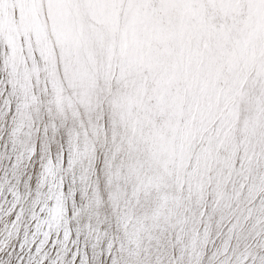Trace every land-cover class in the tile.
I'll return each mask as SVG.
<instances>
[{"label":"snow or ice","instance_id":"snow-or-ice-1","mask_svg":"<svg viewBox=\"0 0 264 264\" xmlns=\"http://www.w3.org/2000/svg\"><path fill=\"white\" fill-rule=\"evenodd\" d=\"M0 46L25 108L107 118L105 264H264V0H0Z\"/></svg>","mask_w":264,"mask_h":264},{"label":"rangeland","instance_id":"rangeland-1","mask_svg":"<svg viewBox=\"0 0 264 264\" xmlns=\"http://www.w3.org/2000/svg\"><path fill=\"white\" fill-rule=\"evenodd\" d=\"M6 58L7 51L0 46V264H78L86 231L77 221L68 219L69 208L62 229L51 235L39 233L46 222L42 212L43 204H34L27 191L29 176L26 169L29 161L26 160V153L22 152V143L29 139L33 142H29V145L33 144L32 149L37 143L45 142L48 139L47 127L38 118L37 121L29 118L32 125L24 126V118L34 114L35 106L25 108L26 115L20 112L21 98L13 96L15 84L10 70L5 66ZM19 86L18 84V90L21 89ZM35 94L38 98V87ZM19 128L20 133L17 130ZM54 128L59 131L63 127L57 124ZM100 183L96 171H93L91 177H85V190H78L66 182L63 190L65 200L69 195H81L79 200L82 202L84 191L91 185L97 186ZM17 189L21 190V194L15 192ZM34 219L36 221L32 224ZM39 220L43 221L39 224ZM66 232L69 234L67 241L64 239ZM113 240L111 235L97 234L94 252H84L85 258L82 255L81 264H105L107 247ZM76 254L78 255L71 257Z\"/></svg>","mask_w":264,"mask_h":264},{"label":"bare ground","instance_id":"bare-ground-1","mask_svg":"<svg viewBox=\"0 0 264 264\" xmlns=\"http://www.w3.org/2000/svg\"><path fill=\"white\" fill-rule=\"evenodd\" d=\"M14 84L13 96L21 98L20 112H23L22 115H26L24 93L22 88L18 90V84ZM38 89L40 90L39 87ZM50 100V93L44 94L40 90L39 103L35 105L34 114L24 118L25 127L27 124L32 125L30 119L34 121H37V118L40 119L47 127L48 135L45 142L37 143L32 149L33 144L29 145V142H32L29 139L22 143L24 149L22 152L26 153V160L29 161L28 167L30 166L26 169L29 176L27 191L32 196L31 201L34 204L42 203L44 206L50 202L51 183L45 177V170L49 162L57 167L59 175L63 178V190L66 182L78 190H82V188L85 190L83 186L85 177H91L93 171L97 172L101 183L97 186L91 185L87 191H84L82 202L79 200L81 195L72 197L69 195L66 199V203L69 205L68 219L77 221L86 231V240L84 243L82 242L83 246L77 261L78 264H81L82 255L85 258L84 252H94V239L97 234L111 235L113 239L118 235L115 212L110 199L111 188L107 184L111 145L105 144L97 136L98 129L109 131V124L107 118L102 120L99 114L83 108L79 109V114L76 116H73L71 112L61 115L54 110L50 111L48 107ZM57 124L62 125V130L58 131L54 128ZM17 130L19 133L21 132L20 128ZM86 150L92 153L91 158L81 156L77 162V152L83 154ZM41 186L43 190H41ZM20 191L17 189L15 192L21 194ZM63 195L65 197L64 192ZM35 221V219L32 220V224ZM42 221L39 220V224Z\"/></svg>","mask_w":264,"mask_h":264}]
</instances>
